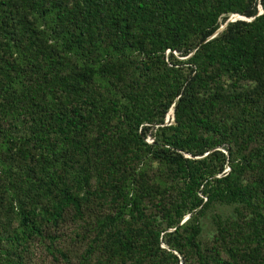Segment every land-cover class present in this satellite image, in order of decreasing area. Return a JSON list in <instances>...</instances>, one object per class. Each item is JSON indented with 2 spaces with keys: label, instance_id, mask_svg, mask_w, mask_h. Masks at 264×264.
Returning a JSON list of instances; mask_svg holds the SVG:
<instances>
[{
  "label": "trees",
  "instance_id": "16d2710c",
  "mask_svg": "<svg viewBox=\"0 0 264 264\" xmlns=\"http://www.w3.org/2000/svg\"><path fill=\"white\" fill-rule=\"evenodd\" d=\"M230 14L250 20L229 21L206 40ZM262 78L264 0H0V152L11 153L0 158V180L17 220L0 240L19 249L3 264L23 263L38 240L52 252L57 229L73 218L83 221L77 234L94 239L77 264H178L180 248L193 264H208L198 219L214 202L249 214L246 240L264 264L263 185L252 161L264 160ZM249 81L258 84L241 91ZM169 108L173 124L162 126ZM223 109L237 113L232 124L221 120ZM143 124L156 126L151 143ZM85 140L105 151L94 189ZM222 140L234 145L227 171L212 150ZM145 156L178 186L161 213L172 228L162 240L143 210L148 191L132 177ZM247 172L254 179L242 183ZM95 198H108L111 211L90 227Z\"/></svg>",
  "mask_w": 264,
  "mask_h": 264
},
{
  "label": "rangeland",
  "instance_id": "374dc122",
  "mask_svg": "<svg viewBox=\"0 0 264 264\" xmlns=\"http://www.w3.org/2000/svg\"><path fill=\"white\" fill-rule=\"evenodd\" d=\"M238 16L240 15L230 14L226 20H235L238 19ZM224 23H220L218 29ZM172 54L178 59H185L187 57L179 56L176 52H172ZM164 55L167 58L168 50L164 52ZM260 82L264 83V79L262 78ZM256 84L258 83L255 81H249V83L243 84V89L241 91L250 90ZM98 91L102 92V89ZM105 96L106 95H102L99 99H105ZM236 116V112L223 109L221 120L227 124H232L233 121H235L233 117ZM169 124H173L172 108L167 109L163 118L162 126ZM143 125H147L144 141L146 143H151L154 138L156 126L151 124ZM237 130V128H232L230 131L233 135H237ZM84 142L86 144L85 149L81 152L84 158L89 159V163L86 165L83 164V167L92 173L89 179V187H91L90 189H94L99 174L94 171L96 169L99 170L100 168L99 165L105 152L104 146L101 143L96 142L90 147L87 145V140ZM253 146L254 144L249 145L247 150L251 149ZM212 150L219 151L223 154V171H227L229 167L228 150L233 153L234 145L222 140L221 143L216 145ZM0 153L2 161L5 158L4 155L11 156L10 151L7 149H3ZM206 154L207 156H210V159L213 161L214 156H211L212 154H209L208 152H205L203 156ZM252 161L257 165V173H259V177L262 180L261 184L263 185L262 194L260 195L261 198H259L257 202L264 206V160L260 162L258 160ZM125 172L130 173L131 170L121 169L119 175ZM250 175V172L244 174L241 179L242 183L253 180L254 177H250ZM132 177L136 184L139 185V190L148 191V195H145V199L142 202V204L145 205L143 210L146 215L154 218L156 223H158L157 228L160 230L159 238L162 240L166 237L165 234L172 230V228L166 226L165 220L161 218V213H163V211L169 212L176 198L178 186L175 184V180L172 179V173L156 161L145 156L142 162L135 165V170H132ZM66 182L71 185L72 181L70 182V177L67 178ZM3 184H5V181L0 180V200L2 199L0 203V234L4 236L14 230L17 220L11 211L7 212L5 209V207H8L6 198L7 191H2ZM35 199L41 204L44 201V198H39L38 196H35ZM107 199L108 198H105L104 201L95 198L89 202L88 205L91 212H89V210L86 211V214L89 213V216L86 217L85 222H88L90 227L96 218L110 213L111 208L106 204ZM187 216L188 215H184L180 220V223L184 222ZM249 218V214H247L239 204L225 205L214 202L206 208L204 214L198 219L200 233L197 236V241L208 264H259V255H254L255 253L252 249L254 244H248L246 240L247 235L250 232L248 229ZM78 224L79 226L83 225V221H78V219L73 218L72 221L67 220L57 229V232L55 233L56 238L52 242V252L44 247L47 240L32 242L30 244L31 246L25 251L23 263L21 262L20 264H77V259L81 254H84V250L87 248L88 243H93L92 240H94L92 238L93 234L89 237H82L80 234H77V232L81 231ZM234 244L237 245L240 251L237 253H229L227 248L232 247ZM12 247L13 245L7 244L5 240H0V264H3L4 259L9 261L18 260L16 254L19 252V249L15 247L12 251ZM160 247L167 248L163 242H160ZM180 249H182V251L178 253L173 250V253L177 255L178 264L184 263V261L186 264H193V256L183 250L184 248ZM57 250L63 252L66 256V260L59 256ZM88 262H94V258H89Z\"/></svg>",
  "mask_w": 264,
  "mask_h": 264
},
{
  "label": "water",
  "instance_id": "95a60500",
  "mask_svg": "<svg viewBox=\"0 0 264 264\" xmlns=\"http://www.w3.org/2000/svg\"><path fill=\"white\" fill-rule=\"evenodd\" d=\"M261 12H262V10H261V8L259 7V8H258V13H257V14H260ZM235 15H238V14H235ZM238 19H240V20H250V19H247V18H245V17H243V16H238ZM229 21H233V20H230V19L226 20L225 23H224L221 27H219V29H217L212 35H210L206 40L212 38V37H213L216 33H218V31H220V30L225 26V24H226L227 22H229Z\"/></svg>",
  "mask_w": 264,
  "mask_h": 264
}]
</instances>
